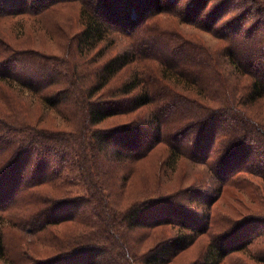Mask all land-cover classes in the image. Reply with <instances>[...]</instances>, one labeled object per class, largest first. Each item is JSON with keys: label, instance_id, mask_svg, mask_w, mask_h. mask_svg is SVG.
I'll return each instance as SVG.
<instances>
[{"label": "trees", "instance_id": "obj_1", "mask_svg": "<svg viewBox=\"0 0 264 264\" xmlns=\"http://www.w3.org/2000/svg\"><path fill=\"white\" fill-rule=\"evenodd\" d=\"M50 10L59 53L9 40ZM0 22V261L168 264L206 236L192 264H264V0H0Z\"/></svg>", "mask_w": 264, "mask_h": 264}, {"label": "rangeland", "instance_id": "obj_2", "mask_svg": "<svg viewBox=\"0 0 264 264\" xmlns=\"http://www.w3.org/2000/svg\"><path fill=\"white\" fill-rule=\"evenodd\" d=\"M121 6L122 9H127V8H131L129 7V5L127 3H120L119 4ZM64 14L62 16V18L64 16H68L70 18H72L73 15L76 14V12L73 10V6L72 8H70V4H68L67 7H65V11H63ZM129 12H125L124 14H127ZM134 13L131 14V16ZM29 16V17H28ZM26 16V27H25V32L22 33V35L20 34L21 32L18 29V26L20 25V18L21 17H16L13 20V27L16 26V29L13 28V32L8 31V33H6V35L9 37L10 41H14L16 40V42H20L23 39H36L38 41H40L41 43H43L45 45V49L48 52H55V53H59L60 51H58V43H57V39H55V34H54V29L57 28L55 27V24H53V13L52 11H45L40 13L39 15H28ZM61 18V19H62ZM58 24H60V26L62 25L63 28L68 29L69 26V22H67V20L65 21H61L60 19L58 20ZM42 25L43 27L45 26V28L47 29L46 32L43 31L42 29ZM61 26V27H62ZM3 28L7 29V26L2 25V23L0 22V29L4 30ZM80 26L77 27V29H79ZM0 30V31H2ZM58 30V28H57ZM200 35L202 33H199ZM203 36H205L207 39H210L209 35L203 34ZM260 109H264V103L262 105H260ZM146 109L144 110H140V114L145 112ZM137 112H134L132 114H130V116H113L110 117L109 119L97 124L96 127H110V126H117L118 124L122 123V122H126L129 121L130 117H135L137 115ZM49 120H53V119H49ZM133 139H136L139 141L138 147L137 149H140L141 146L145 145V140L147 138V132H142L141 130L138 133L133 132L132 136ZM136 149V150H137ZM165 148L163 146L158 147L156 150L152 151L151 154L148 156L147 159L142 160L138 166H137V170L134 174V178L132 180V188L130 190L133 191L131 193V198H135L136 197V192L139 191L141 189L142 183H145V180L143 178V176L140 174L141 172L145 173V176H148L150 179V183L154 182L156 180L155 176L156 173L159 172V160L161 155H165ZM215 156V155H214ZM213 156V157H214ZM217 156V155H216ZM141 171V172H140ZM162 176L160 177L161 181H165V183L168 186H174L175 185V179L173 178V176L171 178H169V168L164 167L162 169ZM207 189H204L206 191H210V189L212 188L211 186L206 187ZM209 188V189H208ZM228 191V190H227ZM223 192V194L220 197V200L218 202H216V204L213 205L212 209L216 210L218 208H221V204L228 202L230 204V202H232V194L230 192ZM228 200V201H227ZM183 204L186 205L185 201H182ZM244 205V204H243ZM188 208H190L191 210L194 211H198L200 208L198 207L199 205H197V203L192 202V204L186 205ZM245 207V205H244ZM241 215L245 216L247 215V211L245 208L242 209L241 211ZM239 214L234 215V217H237ZM252 232L247 233L248 235H250ZM247 235V236H248ZM262 240H264V238H261ZM208 238L206 236H201L192 246H190L188 249H186L185 251L181 252L178 256H176L172 261H170L168 264H192L193 262H195L197 259H199V257L201 256L204 247L207 243ZM257 251H264V245H260L259 247L256 248ZM232 259H238L242 262H244L245 264H259L254 262L252 259H250L247 255L242 254V253H234L233 255L229 256L228 258H226L221 264H230ZM0 264H4V262L0 261Z\"/></svg>", "mask_w": 264, "mask_h": 264}]
</instances>
